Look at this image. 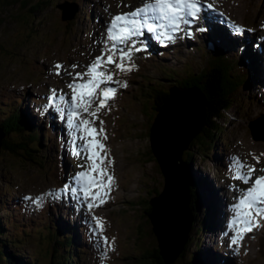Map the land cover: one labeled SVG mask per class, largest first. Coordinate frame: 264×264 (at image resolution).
I'll return each mask as SVG.
<instances>
[{
  "label": "rangeland",
  "instance_id": "1",
  "mask_svg": "<svg viewBox=\"0 0 264 264\" xmlns=\"http://www.w3.org/2000/svg\"><path fill=\"white\" fill-rule=\"evenodd\" d=\"M42 1L44 4L38 7ZM146 1L148 0H52L47 3L46 0H0V102L24 96L27 117L38 119L45 130H49L45 138L50 143L45 146L44 152L50 163L55 164L53 167L50 166L52 164L48 167L31 163L25 165L0 153V201L9 199L22 205L2 209L0 219L6 221L13 218L20 231L30 234V237H25L24 244L18 245L27 258L45 261L46 256L42 257V254L53 251L55 245L52 246L47 239L40 242V228L49 226L55 230L63 228L68 231L75 228L73 231L79 235V239L74 250L82 248L86 251L79 257L81 264H146L144 261L152 264L149 255L158 248L159 243L152 222L145 214L148 207L144 204L156 197L157 193L161 194L165 188V177L155 156L150 153V131L156 117L153 106L156 107L160 101L147 103L149 99L142 95L141 90L145 92V88L154 82L159 90L168 91L177 85L173 78L185 77L189 72L202 73L212 51L223 46L216 41L219 35L226 44L233 42L232 47L221 48L231 57H239L242 54L240 48L246 44L250 46L247 51L255 58L252 61L254 79L251 78L249 85L243 86L236 93L233 108L226 113L225 123H220L225 128L222 137L209 147L211 142L208 137L203 136L204 147L193 148L191 144L186 151L194 154L192 161L187 163L190 177L192 173L198 175L207 187L206 190L203 187L199 191L201 197L197 201L199 200V204H211L217 210L220 204L217 217L223 215L228 221L234 217V212L230 214L231 207L226 203L235 204L236 197L249 185L233 179L235 167L230 173L220 169L224 159L235 161L238 158L246 165L255 166L257 171L253 180L264 175V172L259 171L264 168V141H256L250 129L251 122L264 116V84L259 87V78L263 74L261 67H264V0H202L205 4L212 2L218 3L216 5L219 7L224 5L233 20L228 16L224 18L225 24L220 22L222 20L219 17L220 21L216 17L214 20V16H210L212 12L203 10L202 6L200 19L191 28L199 25L207 27L211 23L208 31L201 32L195 28L191 29V35L180 31L171 42H160L152 49L134 52L131 63L134 65L132 70H137V73L132 75L124 74L115 66H103L104 71L114 73L113 81L118 82L107 85L116 89L115 95L107 102V107L97 113L98 119L82 110L81 114L83 119L92 120L97 130H104L99 132L98 139L105 146L101 153L107 156L104 167L113 179L107 189L100 191H107L108 195L104 197V203L91 210L87 207L89 201H83L79 196L75 200L67 195L61 196L65 183L77 187L69 177L82 170L73 168L71 161L81 158L80 164L91 163L86 162L83 155H70L73 130L59 117L65 107L63 118L68 117L71 112L68 107L71 106L70 96L62 91L65 87L71 91L68 87V81L71 80L69 73L87 71V66L97 56L108 51L110 42L106 43V24L112 16L129 12ZM9 2L18 4L9 7ZM61 4L77 6L75 18L71 20L75 22L74 26L71 24L73 27L68 25L71 21H63L62 11L58 8ZM31 10L36 13L32 14ZM228 23L243 31L228 27ZM147 36L149 40L146 42L149 44L154 37L150 34ZM140 39L143 40V37ZM153 42L157 44V41ZM211 44L214 48L209 46ZM137 46L140 47L139 44ZM119 62L117 58V64ZM124 63L127 65L128 61L125 60ZM57 64L63 65L59 75L55 68ZM73 65L77 67L73 68ZM208 77L209 74H205V78ZM125 82L126 87L123 86ZM139 86H143V89L138 88ZM104 88L105 85L102 84L97 89L99 99H103ZM51 90H56L57 97L63 95L65 98L64 102L59 98L55 101L61 105L60 111L53 107ZM95 109L96 103H93L90 111ZM205 134L208 135L207 132ZM75 135L78 136L79 133ZM198 141L201 142L195 140L194 144ZM76 142L83 143L79 139ZM217 147L223 148L222 151L215 150ZM184 158H187V154H184ZM57 161H60L61 171H64L63 176L61 175L63 178L57 177ZM19 169L23 171L22 174ZM104 179L107 181V176ZM193 184L191 180V185ZM5 188L9 193L4 191ZM50 192L56 194L55 200L48 195ZM148 192H153L152 197ZM26 196L33 199L43 197L42 206L25 200ZM210 210L212 217L216 219L211 207ZM93 217L100 218L102 222V229L98 232L100 244H97V234L93 232ZM256 222L258 226L254 223L252 231L244 234L237 244L231 243L234 232L229 239L221 235L222 232L216 234L213 227L214 233L218 235H214L213 242V239L203 237L205 228L200 229L198 240H201V247L190 251L191 253L185 251L175 264H186L197 253L202 254L207 264H264V216H256ZM222 227L223 224L221 229ZM11 232H14L13 227ZM192 234L195 235V230ZM212 235L213 233L210 237ZM105 237L107 246L102 248ZM206 249L216 254L213 263ZM10 250L13 252V249ZM101 252L106 256H102ZM72 262L76 264L75 261Z\"/></svg>",
  "mask_w": 264,
  "mask_h": 264
},
{
  "label": "snow or ice",
  "instance_id": "2",
  "mask_svg": "<svg viewBox=\"0 0 264 264\" xmlns=\"http://www.w3.org/2000/svg\"><path fill=\"white\" fill-rule=\"evenodd\" d=\"M206 7L211 9L213 5L209 3ZM201 12L202 0H154V2L144 3L142 7L131 12L115 14L111 17L110 22H107L106 43L110 42V48L107 52H102L93 63L87 66V71L92 78L84 81L85 73L77 72L74 75L69 73L72 76V82L68 87L71 89L72 95L69 98L71 112L68 127L73 130L70 140V155L75 157L83 155L85 161L91 163L79 165L82 170L69 177L77 187L65 183L61 190V196L67 195L73 200L79 196L83 201H89L87 207L91 210L104 203V197L108 195L107 191H100L107 189L113 179L104 167L107 156L101 155V153L105 146L98 139L99 132L104 130H97L93 121L83 119L81 114L82 110L98 119L97 113L107 107V102L115 95L116 89L107 85L118 82L113 81L114 73L104 71L103 66L107 64L119 68L122 72L131 71L134 67L131 63L133 53L147 50L146 40L140 39L145 37V33L151 34L157 42L161 43L173 41L176 38L175 34L180 31H186L191 35V26L199 21ZM211 26V23L207 27L199 25L198 30L208 31ZM234 27L237 31H243L238 26ZM138 44L140 47L137 46ZM117 58L120 61L119 64H117ZM125 60L128 61L127 65L124 63ZM75 67L77 65H73V68ZM55 68L59 75V70L63 69V65L57 64ZM102 84L105 85L102 91L103 99H99L97 89ZM123 86H127L126 82ZM51 91L53 92L51 97L53 107L60 111V106L55 101L59 98L61 102H64L65 98L63 95L57 97L56 90ZM93 103H96V109L90 111ZM75 133H79V135L77 136ZM78 139L83 143L78 144L76 142ZM257 162H259V158H257ZM233 163L235 164L233 179L249 185L244 189L242 195L236 197L237 202L232 205L235 215L231 224L236 229V234L231 239V243L237 244L243 238L244 233L252 231L254 223H257L256 216H264V175L257 176L253 180L257 171L255 166L246 165L238 158ZM259 171L264 172V168H260ZM105 176H107V181L104 179ZM48 195L54 200L57 198L55 193L50 192ZM24 199L38 206L43 204V197L33 199L26 196ZM96 201L99 203H95ZM93 221L95 224L93 232L97 234V244H100L98 232L102 229V222L98 217H93ZM106 246L107 237L104 238L101 247ZM101 255L106 256L104 252H101Z\"/></svg>",
  "mask_w": 264,
  "mask_h": 264
},
{
  "label": "trees",
  "instance_id": "3",
  "mask_svg": "<svg viewBox=\"0 0 264 264\" xmlns=\"http://www.w3.org/2000/svg\"><path fill=\"white\" fill-rule=\"evenodd\" d=\"M46 1L47 3L52 2V0ZM72 1L77 2L78 0ZM17 4L18 3L16 2H9L8 5L9 7H13ZM41 4H44V1L39 3L38 7L41 6ZM31 13L34 14L36 11L31 10ZM71 24L74 26L75 22L71 21V23L68 25L72 26ZM244 53L245 52L242 51V54L239 53V57L236 58L235 56L231 57L225 50L216 48L214 51H212L208 64L203 69L202 73L198 74L195 72H189L185 75V77L173 78L177 84L176 86L183 88L198 86L205 94L207 98V113L203 132L204 134L205 132L208 133V135L205 134V137H208L209 141L211 142V144L208 145L209 147L212 146L218 138L220 139L222 137L225 129L224 126L217 123V119L224 117L225 113L233 108L235 104L234 102L236 93L242 89L243 85L248 83V76L253 71L252 69L248 71V69L245 67L243 62V55L245 56ZM134 73H137V70L127 71L124 74L132 75ZM205 74H209L207 79L205 78ZM151 84V86L145 88V92L143 90L141 91L143 92V96L148 97L149 101L147 103L150 104L152 101H160V104H158L156 107L153 106L154 115L156 116L158 112L165 108L169 100V94L167 91L159 90V88L155 86L156 84L154 82H151ZM140 87L143 89V86H139L138 88ZM247 98H249V96ZM26 103L27 102L25 101L24 96L22 98L12 97L10 100H4L2 103L0 102V129L6 135V138L3 141L2 155H8L11 159L18 160L21 163L23 162L25 165H29L31 163L42 167H48L49 164L52 163H50V159L46 156L44 149L45 146L50 143L49 139L45 138V134L47 135V131L49 130H45L44 125L41 121L38 122V119H30L27 117L25 114V108L27 106ZM22 106H24V109ZM202 137L203 136L201 135L197 138V140H200L201 142L198 141L197 144H192L193 148H200V146L204 145L202 142ZM57 147L58 146L56 145V148ZM218 148L219 147H217L215 150ZM222 149L218 150L222 151ZM150 153L151 155L153 154L152 150ZM186 154L187 158H184V161L186 163H190L194 154L191 151L186 152L185 155ZM77 161L78 163L81 162V160L78 158ZM233 162L234 160L232 161L224 159V161L221 163L222 167L220 169L230 173L235 167ZM54 165L55 164H52L50 166L53 167ZM56 169L57 177L61 178L64 171H61L60 161H57ZM19 173L22 174L23 171L19 169ZM15 178L17 177L15 176ZM199 180L200 177L198 175H193L192 173V182L194 183L192 185L194 202L193 214L197 220L194 222L195 235L192 234L191 236L186 248L187 253H191L190 251L192 250H197L199 246L201 247V240H198L200 239V229L205 228V230L202 232L203 237H205L210 232V230H214L212 229L214 227V219L210 210V204L206 205L203 202L199 204V200L197 201V198L199 199L201 197L199 195V191L203 188L202 183ZM4 191L9 193L7 188H5ZM148 193L152 197L153 192ZM157 195L158 193L156 196ZM203 196L204 195H202V200ZM150 202L151 200L144 204L148 207L147 212H145L147 217H149L152 212ZM17 207H22L18 201L9 199H1L0 201V211L2 209L5 210ZM14 221L15 220L13 218L12 220L6 221H2L0 219V264H74L72 261H75L76 264H81L79 257L85 254L86 251L82 248H79V251L74 250V247L78 246L76 241L79 239V235L73 231L75 228L72 229V231H68L63 228L61 230L60 228L55 230L49 226H46L44 229L40 228V242L43 241V239H47L48 242L52 246L55 245V247L53 251L48 252L49 255L42 254V257L46 256L45 261L40 258L33 260L30 257H25L23 251L20 249V247H18V245L24 244V241H26L25 237H30V234L24 230L20 231L19 226ZM12 227L14 232H11ZM16 229L19 231H16ZM9 247L10 249H13V252L15 253H13ZM149 256L152 259V264H165L162 257L160 256L159 246ZM204 260L205 259L202 257V254L197 253L190 261L186 262V264H207ZM213 261H215V259L211 258L212 263ZM144 262L147 264L146 261Z\"/></svg>",
  "mask_w": 264,
  "mask_h": 264
},
{
  "label": "water",
  "instance_id": "4",
  "mask_svg": "<svg viewBox=\"0 0 264 264\" xmlns=\"http://www.w3.org/2000/svg\"><path fill=\"white\" fill-rule=\"evenodd\" d=\"M58 8L64 22L75 18V4H61ZM167 92L169 100L156 115L150 131L151 149L165 177V188L151 200L149 218L160 256L165 264H175L183 257L195 227L191 177L184 154L199 136H205L207 98L198 86H174ZM224 117L217 123H224ZM250 129L256 141H264V116L251 122ZM5 138L0 129V153Z\"/></svg>",
  "mask_w": 264,
  "mask_h": 264
},
{
  "label": "bare ground",
  "instance_id": "5",
  "mask_svg": "<svg viewBox=\"0 0 264 264\" xmlns=\"http://www.w3.org/2000/svg\"><path fill=\"white\" fill-rule=\"evenodd\" d=\"M209 3H211L212 5H213V8H211L210 10H208L207 9V7H206V5L207 4H209ZM207 4H205V3H202V6H203V10H206V11H208V12H212V13H210L211 15L210 16H214V20H215V17L217 18L216 20H219L220 21V19L219 18H221V20L222 21H220V22H222L223 24H225L223 21H224V18L226 17V16H228V17H230L231 19H232V17L230 16V11L227 9V8H224L222 5H220V7L218 6V5H216V4H218V3H215V4H213L212 2H208ZM223 4V3H222ZM204 7H205V9H204ZM137 8V6H135V8L134 9H136ZM209 16V15H208ZM207 17V16H206ZM219 17V18H218ZM233 20V19H232ZM231 24L230 23H228V27H230V28H232V29H235L234 27H231L230 26ZM219 26V25H218ZM224 27V26H223ZM218 33V32H217ZM148 35V33H145V36H146V41L147 40H149L148 38H149V36H147ZM151 35V34H150ZM215 35V34H214ZM222 36V35H221ZM217 37V36H216ZM227 39V38H226ZM217 42H219V43H221V44H223V46H219V47H221V48H225V49H227V47L229 46V47H232L233 46V42L231 43V44H226L225 42H223L222 41V39L220 38V35H219V37L217 38V40H216ZM153 42V41H152ZM151 42V43H152ZM153 44L154 45H156L155 44V42H153ZM216 46V45H215ZM250 47V46H249ZM248 47V45L246 44V45H244L242 48H240V50H242V51H244L245 53V56L243 55V62H244V65H245V67L248 69V71L249 70H253L254 68H253V64H252V61L255 59V58H253L252 56H251V54H249V52L247 51V49L249 48ZM254 54V53H253ZM261 54H262V52H261ZM264 64V63H263ZM262 64V65H263ZM261 67V66H260ZM262 69H263V74H261L260 75V78H259V82L261 83V85L259 86V87H261L263 84H264V67H261ZM260 68V69H261ZM70 72V71H69ZM77 72V71H76ZM85 72H88V71H85ZM84 71H83V73H85ZM73 75L75 74V73H72ZM70 78H71V80L70 81H68V83L70 84L71 82H72V76H69ZM258 77H259V75H258ZM251 78L252 79H254V70L249 74V76H248V83L246 84V85H249V82L251 81ZM69 79V78H68ZM88 78L84 75V80H87ZM67 81V80H66ZM258 82V83H259ZM64 84V83H63ZM65 85V84H64ZM243 86H245V85H243ZM255 87V86H254ZM263 88V91H264V86L262 87ZM66 87H65V89L64 90H62L63 92H65L66 94H68L69 96H71L72 95V91H70L69 89H67L68 90V92H66ZM263 96V95H262ZM70 98V97H69ZM68 107H70L71 108V106H68ZM66 108V107H65ZM65 108L63 109V110H61V116H59L60 117V120L65 124H67L68 125V120H69V118H70V113H68L69 115H68V117H65V118H63V115H64V113H65ZM60 109H61V105H60ZM64 111V112H63ZM71 111V110H70ZM69 111V112H70ZM58 113V112H57ZM82 143V142H81ZM190 175V174H189ZM191 180H192V177H191ZM200 181H201V183H202V187H204V189L206 188L207 189V187L203 184V182H202V180L200 179ZM203 189V188H202ZM205 189V190H206ZM209 189V188H208ZM214 193V192H213ZM226 197V196H225ZM206 197H204V199H205ZM218 201V200H217ZM220 201V200H219ZM218 201V202H219ZM228 201V200H227ZM96 203H98V201H96ZM215 204V203H214ZM226 205L227 206H230L231 207V213L230 214H233V208H232V204H227L226 203ZM84 206H85V204H84ZM80 207V206H79ZM210 207L212 208V210H213V212H214V216L216 217V219H214V225L216 226H214V229H215V231L213 230V231H210L205 237L207 238H210V239H213V237H214V235L215 236H218V235H216V234H218L219 232H222V234L221 235H225L224 234V228H225V233L226 234H228L229 232H230V226L228 225V223L227 224H225V218H224V216L222 215V217H220V218H218L217 216H218V212H219V207H220V204H219V206H217V208H218V210L216 209V208H213V206L210 204ZM215 207V206H214ZM85 208H86V206L84 207V212H85ZM73 210V209H72ZM65 213V212H64ZM232 216V215H231ZM218 218V219H217ZM64 222V221H63ZM65 223V222H64ZM221 224H223V227H222V229H221ZM216 234H215V233ZM213 233V235L210 237V235ZM244 235V234H243ZM234 236V235H233ZM204 237V238H205ZM213 242H214V239H213ZM207 253H209L210 254V257L213 259H216V254L213 252V251H208L207 249L205 250Z\"/></svg>",
  "mask_w": 264,
  "mask_h": 264
}]
</instances>
